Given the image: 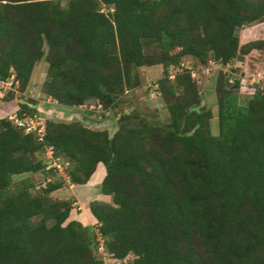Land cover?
<instances>
[{
    "label": "trees",
    "instance_id": "obj_1",
    "mask_svg": "<svg viewBox=\"0 0 264 264\" xmlns=\"http://www.w3.org/2000/svg\"><path fill=\"white\" fill-rule=\"evenodd\" d=\"M263 18L264 0H0V79L14 74L28 94L44 60L46 95L75 109L100 103L114 118L123 93L140 85L139 68L161 64L157 94L169 115L124 113L110 134L83 110L46 118L39 139L8 116L37 114L36 101L25 96L4 113L0 264H106L96 254L101 238L118 264H264V87L241 102L240 79L218 71L214 134L191 76L197 66L170 78L184 56L198 67L230 65L264 49V39L241 44L237 33ZM49 146L69 163L72 183L91 182L104 166L99 190L112 202L88 203L92 224L70 217L72 198L53 197L67 181L38 155ZM36 173L43 184L30 179Z\"/></svg>",
    "mask_w": 264,
    "mask_h": 264
},
{
    "label": "rangeland",
    "instance_id": "obj_2",
    "mask_svg": "<svg viewBox=\"0 0 264 264\" xmlns=\"http://www.w3.org/2000/svg\"><path fill=\"white\" fill-rule=\"evenodd\" d=\"M63 4L65 0H62ZM111 6L103 5V10ZM240 43H246L250 40L264 39V18L250 23L245 24L240 27L237 31ZM182 65L195 67L196 77L194 78L197 82L198 88L200 89L202 103L207 107L211 108L214 113V116L211 120V131L214 134L218 133L217 125V96L215 93V83L218 71L222 73L230 72L233 75V81L235 78L244 77L249 80L255 79L254 84H249V80L246 84L243 85L242 91H240V101H246L252 95L251 85L263 83L264 84V49H252L249 53L244 56V60H237L235 63L230 65H221L219 63L215 64H205L201 67H198V61L192 56H184L182 58ZM46 62L40 60L34 70L33 77L30 84V89L28 94H23L18 90H13L14 94L8 92L9 89L3 93L7 96V100L0 98V117L5 115L4 113L15 109L17 107V102L21 100H26L25 96L28 99L34 100L37 103V115H40L42 118L46 119H57V120H72L81 117L82 109H75L71 107H65L63 105L57 104L55 99L46 95L41 89V83L45 78V69ZM179 67V66H178ZM233 68V69H231ZM140 77V85L134 89L128 90L123 93L121 97V102L113 109L112 116H103L100 114L101 107L94 105L93 110H88L92 113V116L89 120V124L92 127L96 128H107L110 134H113L116 131L118 126V117L124 113H135L141 118L152 122H167L169 120V115L166 109V102L161 96V93L156 94V96H150V87L151 84L161 77H163V68L161 64H155L150 66L140 67L138 70ZM10 114H13L11 112ZM9 114V115H10ZM100 114V115H99ZM8 115V116H9ZM40 153V152H39ZM41 157L47 159V154L40 153L38 154ZM104 166L101 164L98 167L96 174L94 175L95 179L100 180L104 175ZM19 176V175H18ZM31 176V180L34 181L37 185L43 184L45 182L44 175L42 173H36ZM67 186L61 188L53 193L54 198H72L74 200V206L71 213V218L77 217L81 211L85 208V203L95 198L98 200L94 187H86L83 185H78L70 182L66 179ZM102 199L106 202H112L111 195L101 196ZM104 197V198H103ZM101 242V241H100ZM104 239L102 240L101 246H98L97 256L104 259L106 264H118L120 261L115 260L109 256L107 251L104 248ZM133 254H130L126 259H132Z\"/></svg>",
    "mask_w": 264,
    "mask_h": 264
},
{
    "label": "built area",
    "instance_id": "obj_3",
    "mask_svg": "<svg viewBox=\"0 0 264 264\" xmlns=\"http://www.w3.org/2000/svg\"><path fill=\"white\" fill-rule=\"evenodd\" d=\"M216 62L214 60H210L209 61V64H215ZM184 65H182L181 67H176L175 69H173L171 72H170V78H174V75L175 73L178 71V70H181V68L183 67ZM191 76L193 78L196 77V70L195 69H192L191 70ZM233 76H230L229 78V81L230 82H234L233 81ZM249 78L246 79L244 77H241L240 79V88L243 89V85L246 84L248 82ZM255 82V79L253 80H249V84H254ZM257 82V81H256ZM255 82V83H256ZM261 87H264V84L263 83H260ZM18 83L17 81L15 80V76L14 74H12L9 78L7 79H0V94L4 93L6 91V89H9V90H16L15 88L17 87ZM254 87V85H251L250 88L252 89ZM158 83L155 81L151 84V87H150V96H156V94L158 93ZM253 90V89H252ZM56 101V100H55ZM57 104H59L58 102H56ZM95 106L97 107H101V104L100 103H97L95 104ZM80 109L82 110H93L94 108V105L91 103V104H83V105H80L79 106ZM9 118L20 128H22L24 130L25 133H30V132H36L37 135L39 136V139L42 138V135H43V130H44V121L45 119L42 118L40 115H37V114H34V115H23L22 117H19L16 115V113H13V114H10L9 115ZM46 154H47V158L50 160V164L49 166L50 167H55L60 175L65 178V179H68L69 180V175L66 171V167L68 166V162L67 161H64L61 157H57L54 155V151H53V148L52 146H49L46 148ZM102 240L103 238L100 239V246L102 244Z\"/></svg>",
    "mask_w": 264,
    "mask_h": 264
},
{
    "label": "crops",
    "instance_id": "obj_4",
    "mask_svg": "<svg viewBox=\"0 0 264 264\" xmlns=\"http://www.w3.org/2000/svg\"><path fill=\"white\" fill-rule=\"evenodd\" d=\"M100 180H101V179H100ZM100 180L94 178V180H92V181L89 182V183H86V184H78V185H83V186H86V187H94V188H96V189H95V192H96L95 194H96L97 198H100V199H98V200H102V201H104V200L102 199L101 196H105V195L101 194V192H100V190H99ZM103 198H104V197H103ZM94 199H95V198L93 197V199H91L90 201H92V200H94ZM90 201H88L87 203H85V208H84V210L81 211L80 214L76 217V218L82 220L85 224H92V219H91L90 215L88 214V212H87V210H86V207H87V205H88V203H89Z\"/></svg>",
    "mask_w": 264,
    "mask_h": 264
}]
</instances>
